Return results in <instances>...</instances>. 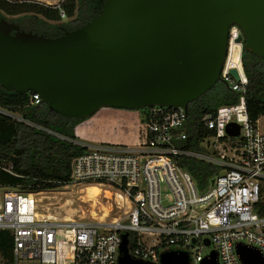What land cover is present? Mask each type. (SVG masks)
Segmentation results:
<instances>
[{
    "label": "built area",
    "instance_id": "built-area-1",
    "mask_svg": "<svg viewBox=\"0 0 264 264\" xmlns=\"http://www.w3.org/2000/svg\"><path fill=\"white\" fill-rule=\"evenodd\" d=\"M244 50L243 32L231 26L220 83L238 94L239 103L203 116L201 123L211 132L202 143L207 153L182 147L188 138L185 108L135 111L134 125L124 127L125 134L134 128V142L114 144L88 141L81 134L73 141L0 107L4 117L86 148L72 163L69 185L114 187L130 206L124 221H59L38 212L36 194L5 191L0 231L13 237L14 264H119L125 234L132 258L151 264H160L161 255L169 251L187 253L189 264H202L212 251L218 264H242L239 244L258 249L264 257V216L257 209L264 186V134L248 114ZM42 100L40 94L31 96L34 106ZM231 123L240 126V137L227 134ZM185 158L220 172L201 190L181 166Z\"/></svg>",
    "mask_w": 264,
    "mask_h": 264
},
{
    "label": "water",
    "instance_id": "water-1",
    "mask_svg": "<svg viewBox=\"0 0 264 264\" xmlns=\"http://www.w3.org/2000/svg\"><path fill=\"white\" fill-rule=\"evenodd\" d=\"M231 26L243 32L245 50L264 59V0H106L97 17L57 38L0 19V86L40 94L69 119L88 120L104 108L188 111L221 82ZM226 132L238 138L240 126ZM236 251L242 264H264L256 248ZM119 264L151 263L132 258L125 234ZM160 264H189V255L165 252ZM202 264H218L217 252Z\"/></svg>",
    "mask_w": 264,
    "mask_h": 264
},
{
    "label": "trees",
    "instance_id": "trees-1",
    "mask_svg": "<svg viewBox=\"0 0 264 264\" xmlns=\"http://www.w3.org/2000/svg\"><path fill=\"white\" fill-rule=\"evenodd\" d=\"M105 1L63 0L57 6H49L34 1L0 0V19L19 25L25 32L57 38L65 31L81 28L97 17ZM243 61L248 78V114L256 125L264 117V59L244 50ZM32 95L17 94L0 86V107L39 127L76 141V129L90 119L62 117L54 113L44 100L34 106L31 104ZM238 103V94L219 83L212 91L190 104L188 138L182 147L207 153L202 143L211 132L202 125L203 116L215 114L220 107ZM95 127L94 123L85 129ZM85 129L81 127V131ZM86 151V148L73 142L0 115V191L39 194L69 186L72 163ZM181 166L191 173L201 190L207 188L210 180L220 172V168L195 159L185 158ZM257 209L264 216V186ZM14 246L11 233L0 231V264H14Z\"/></svg>",
    "mask_w": 264,
    "mask_h": 264
},
{
    "label": "rangeland",
    "instance_id": "rangeland-1",
    "mask_svg": "<svg viewBox=\"0 0 264 264\" xmlns=\"http://www.w3.org/2000/svg\"><path fill=\"white\" fill-rule=\"evenodd\" d=\"M16 1H33V0H16ZM63 0H34V2L41 3L49 6H57ZM104 113L111 114L116 118V125L118 127L124 126L126 119L119 117V113L128 114L129 111H121L118 109L104 108L101 109L90 120L82 123L78 128L85 129L89 125L95 123V128L85 129L81 131L82 138L93 141H97L101 136H105V132L102 130V123L98 122ZM130 118L136 117V112L131 111L129 113ZM99 127V129L97 128ZM129 134H125L126 129L119 128L117 140L120 144H124L127 141L134 142L135 130L130 127ZM259 130L264 134V118H262L258 124ZM102 130V131H101ZM128 131V128H127ZM101 134V135H100ZM109 134L114 135V132ZM98 187L102 191L99 194L92 192L89 188ZM7 190L0 191V198L2 194ZM110 192L112 196L107 194ZM164 195L167 192H163ZM109 186H99L96 184H74L65 187L58 188L54 191L41 192L35 195V199L38 206V212L43 215L52 216L59 221L65 220H83L92 223L98 222H110L115 219L124 221L127 219V215L130 211L129 204L123 199L124 193H121ZM109 195V196H108Z\"/></svg>",
    "mask_w": 264,
    "mask_h": 264
},
{
    "label": "crops",
    "instance_id": "crops-1",
    "mask_svg": "<svg viewBox=\"0 0 264 264\" xmlns=\"http://www.w3.org/2000/svg\"><path fill=\"white\" fill-rule=\"evenodd\" d=\"M118 116L124 117L126 119L124 126L118 127L116 125V118L112 117L111 114L104 113V115H102L99 122L102 123V130L105 132V134H104L105 136H102V137L100 136L97 141H100V142L105 141V142H109V143L120 144V142L117 140L118 132H119L118 130H119V128L124 129V127L132 126V118L133 117L130 118L131 115H129V113L128 114L127 113L126 114L119 113ZM262 118H264V117H262ZM260 120L258 121L257 126H258ZM110 132H114V135L109 134ZM80 134H81V131H80Z\"/></svg>",
    "mask_w": 264,
    "mask_h": 264
},
{
    "label": "bare ground",
    "instance_id": "bare-ground-1",
    "mask_svg": "<svg viewBox=\"0 0 264 264\" xmlns=\"http://www.w3.org/2000/svg\"><path fill=\"white\" fill-rule=\"evenodd\" d=\"M89 190H92V192L96 193V194H99L101 193L102 191L100 190V188L98 187H92V188H89ZM107 194H109L110 196H112V194L110 192H107ZM108 195V196H109ZM121 195V194H120ZM123 197V196H122ZM123 199V198H122Z\"/></svg>",
    "mask_w": 264,
    "mask_h": 264
},
{
    "label": "flooded vegetation",
    "instance_id": "flooded-vegetation-1",
    "mask_svg": "<svg viewBox=\"0 0 264 264\" xmlns=\"http://www.w3.org/2000/svg\"><path fill=\"white\" fill-rule=\"evenodd\" d=\"M121 111H124V110H121Z\"/></svg>",
    "mask_w": 264,
    "mask_h": 264
}]
</instances>
